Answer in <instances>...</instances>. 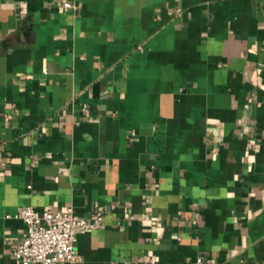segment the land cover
<instances>
[{"label":"crops","instance_id":"0c3cea01","mask_svg":"<svg viewBox=\"0 0 264 264\" xmlns=\"http://www.w3.org/2000/svg\"><path fill=\"white\" fill-rule=\"evenodd\" d=\"M28 207L103 213L79 264H264V0H0V264Z\"/></svg>","mask_w":264,"mask_h":264},{"label":"built area","instance_id":"2783aa9c","mask_svg":"<svg viewBox=\"0 0 264 264\" xmlns=\"http://www.w3.org/2000/svg\"><path fill=\"white\" fill-rule=\"evenodd\" d=\"M73 7L72 4H64L65 9ZM15 218L25 225L23 239L12 250L19 264H79L76 247L79 231L100 228L104 215L97 212L88 221L73 208L39 212L28 207L20 210ZM207 263L204 257L196 261V264Z\"/></svg>","mask_w":264,"mask_h":264}]
</instances>
